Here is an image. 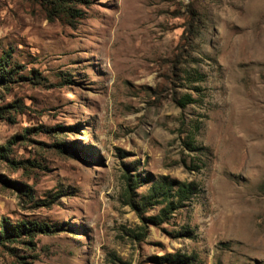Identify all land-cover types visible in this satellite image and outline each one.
I'll return each mask as SVG.
<instances>
[{
	"label": "rangeland",
	"instance_id": "374dc122",
	"mask_svg": "<svg viewBox=\"0 0 264 264\" xmlns=\"http://www.w3.org/2000/svg\"><path fill=\"white\" fill-rule=\"evenodd\" d=\"M174 254L264 264V0H0V264Z\"/></svg>",
	"mask_w": 264,
	"mask_h": 264
},
{
	"label": "trees",
	"instance_id": "16d2710c",
	"mask_svg": "<svg viewBox=\"0 0 264 264\" xmlns=\"http://www.w3.org/2000/svg\"><path fill=\"white\" fill-rule=\"evenodd\" d=\"M200 77V73L197 72ZM200 80V79H199ZM184 104L185 102H180ZM129 176V175H128ZM138 175L134 176V184L138 183L139 178ZM130 177V176H129ZM166 179V178H163ZM163 179L157 180L151 184L149 187V194L147 196H142L141 201L143 203H148L149 200H154L155 198H160L162 200H157L159 203H165L157 215L145 217L146 220H149V223L158 224L163 221L162 217L166 216L167 210L170 211L172 209H176L184 206V204L191 199V197L196 193L198 186L193 180H177L171 179L165 181ZM130 183L128 184L126 192V198L129 200L130 193L129 190L132 188H137L138 184L133 187H130ZM132 186V185H131ZM133 202V201H132ZM132 202H130L132 204ZM34 227V226H32ZM163 259L165 262L169 263H177V264H190V260H193L192 257L184 256L182 254H174L164 256Z\"/></svg>",
	"mask_w": 264,
	"mask_h": 264
}]
</instances>
